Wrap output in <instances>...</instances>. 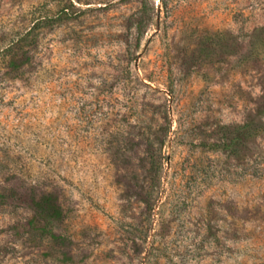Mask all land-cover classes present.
Instances as JSON below:
<instances>
[{"label":"rangeland","instance_id":"rangeland-1","mask_svg":"<svg viewBox=\"0 0 264 264\" xmlns=\"http://www.w3.org/2000/svg\"><path fill=\"white\" fill-rule=\"evenodd\" d=\"M0 194V264H264V0H0Z\"/></svg>","mask_w":264,"mask_h":264},{"label":"trees","instance_id":"trees-1","mask_svg":"<svg viewBox=\"0 0 264 264\" xmlns=\"http://www.w3.org/2000/svg\"><path fill=\"white\" fill-rule=\"evenodd\" d=\"M0 199H4L2 194H0ZM40 203H43V206L45 205L46 211L50 213L49 217L57 218L61 215L60 209L51 204V197H43L41 202H38V207L42 208ZM43 211L45 210L43 209Z\"/></svg>","mask_w":264,"mask_h":264}]
</instances>
